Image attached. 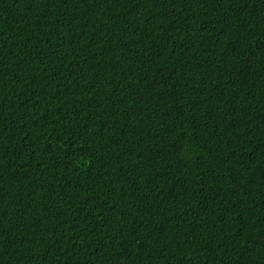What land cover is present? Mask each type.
Listing matches in <instances>:
<instances>
[{"label":"trees","instance_id":"1","mask_svg":"<svg viewBox=\"0 0 264 264\" xmlns=\"http://www.w3.org/2000/svg\"><path fill=\"white\" fill-rule=\"evenodd\" d=\"M0 264H264V0H0Z\"/></svg>","mask_w":264,"mask_h":264}]
</instances>
